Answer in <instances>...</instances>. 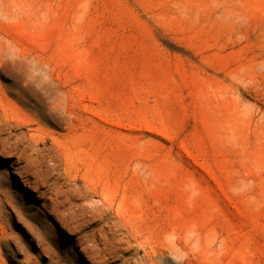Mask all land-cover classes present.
<instances>
[{
	"label": "rangeland",
	"instance_id": "obj_1",
	"mask_svg": "<svg viewBox=\"0 0 264 264\" xmlns=\"http://www.w3.org/2000/svg\"><path fill=\"white\" fill-rule=\"evenodd\" d=\"M0 264H264V0H0Z\"/></svg>",
	"mask_w": 264,
	"mask_h": 264
}]
</instances>
